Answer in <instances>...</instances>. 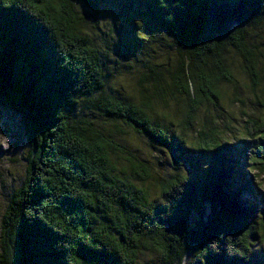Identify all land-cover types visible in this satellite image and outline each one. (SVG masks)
<instances>
[{"label": "trees", "instance_id": "1", "mask_svg": "<svg viewBox=\"0 0 264 264\" xmlns=\"http://www.w3.org/2000/svg\"><path fill=\"white\" fill-rule=\"evenodd\" d=\"M73 2L88 7L95 26L93 0H3L0 10V98L27 113L31 145L9 196L0 264H181L189 256L246 264L264 241V198L247 169L264 172V112L244 113L230 143L219 88L231 86L225 99L242 103L238 70L264 111V0H144L173 58L139 60L137 98L106 90ZM142 39H129L127 51L144 48ZM130 133L165 154L171 170H152Z\"/></svg>", "mask_w": 264, "mask_h": 264}, {"label": "rangeland", "instance_id": "2", "mask_svg": "<svg viewBox=\"0 0 264 264\" xmlns=\"http://www.w3.org/2000/svg\"><path fill=\"white\" fill-rule=\"evenodd\" d=\"M99 10L97 24L94 26L89 14V9L82 3L73 2L70 9L75 12L78 18V30L87 39H92V43L99 51V58L102 65L106 90L108 92L119 91L127 96L137 98L138 89L136 80L142 66L139 62L164 64L166 56L172 57L171 48L167 45V38L160 33L158 27L151 22L146 14L144 0H93ZM58 3V0H52ZM113 18L114 22L111 21ZM264 29V27H263ZM147 31L156 39L149 42V37L145 36ZM135 35L143 38L141 42L144 48L134 49V52L127 51V46H132L128 42L133 41ZM149 36V35H148ZM2 48L0 35V49ZM136 55V57H134ZM238 82L236 90L242 99V103L235 98L225 99L224 96L231 97L232 87L222 85L219 89L223 95L220 103L224 110L230 114V129H233L234 136L226 135L227 140L235 144L236 138L240 136L241 126L243 125V115L252 110L264 112L253 104L252 95L248 89V80L238 70L234 69ZM77 112V111H76ZM162 110L157 109L156 115H161ZM81 118L88 123V108L82 109ZM92 120L100 122L101 119L95 113H90ZM168 115L173 120L172 113ZM127 142L136 148L137 153L150 161L152 170L164 173L171 170L165 154L152 148L145 139L138 138L131 133L127 135ZM249 149L251 147H248ZM31 149L30 133L28 126V116L20 106H9L0 98V246L3 238V222L7 212L9 196L24 180L27 169V153ZM248 149V150H249ZM247 153H249L247 151ZM235 155L232 154V158ZM251 159L255 157L251 156ZM251 174H255L252 188L259 199H263L261 190L264 189V172L257 173L247 166ZM234 183L233 181H231ZM151 198L156 194L150 188ZM240 198L249 199L245 192L240 194ZM161 200V199H160ZM162 201V200H161ZM163 202V201H162ZM252 254L264 251V241H257L250 247ZM1 251V249H0ZM181 264H197L198 262L191 256ZM264 264V261L261 262Z\"/></svg>", "mask_w": 264, "mask_h": 264}, {"label": "snow or ice", "instance_id": "3", "mask_svg": "<svg viewBox=\"0 0 264 264\" xmlns=\"http://www.w3.org/2000/svg\"><path fill=\"white\" fill-rule=\"evenodd\" d=\"M231 3L235 7H243L245 5V0H231ZM6 6L7 5L3 3V0H0V10H3ZM260 194L264 196V189L261 190ZM262 261H264V251L248 256L246 264H261ZM52 264H55L54 260ZM99 264H102V262H99ZM209 264H212V262L210 261Z\"/></svg>", "mask_w": 264, "mask_h": 264}]
</instances>
